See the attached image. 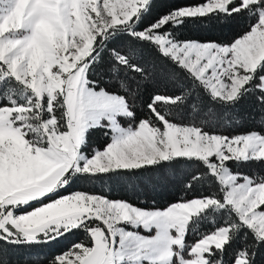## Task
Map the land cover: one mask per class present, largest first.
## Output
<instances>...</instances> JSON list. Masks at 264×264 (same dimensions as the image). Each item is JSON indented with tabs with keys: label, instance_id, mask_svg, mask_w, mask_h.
Returning a JSON list of instances; mask_svg holds the SVG:
<instances>
[{
	"label": "snow or ice",
	"instance_id": "obj_1",
	"mask_svg": "<svg viewBox=\"0 0 264 264\" xmlns=\"http://www.w3.org/2000/svg\"><path fill=\"white\" fill-rule=\"evenodd\" d=\"M153 6L0 0V246L76 236L49 264H257L264 176L233 166L264 164V131L225 134L216 110H264V0H192L151 19ZM190 24L238 31L188 39ZM154 79L176 92L150 96L141 118V81ZM189 104L191 121L178 122ZM181 164L195 166L186 192L205 180L215 191L163 208L70 191Z\"/></svg>",
	"mask_w": 264,
	"mask_h": 264
},
{
	"label": "trees",
	"instance_id": "obj_2",
	"mask_svg": "<svg viewBox=\"0 0 264 264\" xmlns=\"http://www.w3.org/2000/svg\"><path fill=\"white\" fill-rule=\"evenodd\" d=\"M192 0H153L151 19H155L170 9L190 3ZM238 29L200 26L190 24L183 30L185 38L198 39L202 41H227L233 38ZM161 94H172L176 92L173 82L162 79L141 81L140 99L137 100L138 115L141 116L146 111V103L149 97L156 92ZM176 94H179L178 92ZM205 103H207L205 101ZM208 107H213L208 105ZM207 111V108H205ZM220 119L219 130L228 135H236L249 130L264 131V110L259 105H254L250 101L239 106L235 110H216ZM192 118L191 104L181 109L176 116L178 122L189 123ZM127 126L128 121H122ZM215 123V121L213 122ZM92 147H102L106 143V137L95 132L91 138ZM234 170L256 176H264V164L249 163L234 165ZM195 171V166L177 165L175 167L154 168L137 175H124L109 179L92 181L80 180L70 191L82 190L107 194L113 199H124L134 205L144 208H163L170 203L185 199L199 192H210L215 189L207 182L202 181L196 185L191 192L185 191V185L190 178V174ZM211 228L201 226V231H210ZM195 236H189L188 242L192 243ZM76 236H69L50 245L34 247H13L0 246L4 250L5 258L9 264H49L50 260L61 251L65 250ZM231 252L225 256V261L230 258ZM257 264H264V251L259 252L256 257Z\"/></svg>",
	"mask_w": 264,
	"mask_h": 264
}]
</instances>
